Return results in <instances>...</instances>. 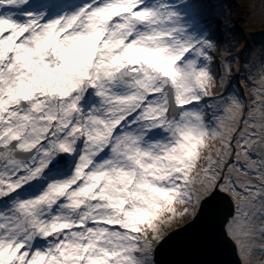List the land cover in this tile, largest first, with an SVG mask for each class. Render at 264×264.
<instances>
[{
  "label": "snow or ice",
  "instance_id": "snow-or-ice-1",
  "mask_svg": "<svg viewBox=\"0 0 264 264\" xmlns=\"http://www.w3.org/2000/svg\"><path fill=\"white\" fill-rule=\"evenodd\" d=\"M216 21L204 0H0V264H157L218 195L240 264H264V45Z\"/></svg>",
  "mask_w": 264,
  "mask_h": 264
},
{
  "label": "water",
  "instance_id": "water-1",
  "mask_svg": "<svg viewBox=\"0 0 264 264\" xmlns=\"http://www.w3.org/2000/svg\"><path fill=\"white\" fill-rule=\"evenodd\" d=\"M230 212L227 197H214L204 205L194 223L176 227L179 230L159 246L157 264H240L222 228Z\"/></svg>",
  "mask_w": 264,
  "mask_h": 264
},
{
  "label": "trees",
  "instance_id": "trees-1",
  "mask_svg": "<svg viewBox=\"0 0 264 264\" xmlns=\"http://www.w3.org/2000/svg\"><path fill=\"white\" fill-rule=\"evenodd\" d=\"M229 3L231 5H228ZM226 5L230 6V9L226 11V15L224 16L227 20L231 21L228 25L229 38L238 40L240 45L252 46L251 48L259 50L260 46L264 45V14L261 13L258 0L251 15H249V8L245 0L228 1ZM234 12L235 15L233 16ZM237 24H239V28H243L246 31L242 33L238 30ZM185 222L180 221L174 227H178Z\"/></svg>",
  "mask_w": 264,
  "mask_h": 264
},
{
  "label": "rangeland",
  "instance_id": "rangeland-1",
  "mask_svg": "<svg viewBox=\"0 0 264 264\" xmlns=\"http://www.w3.org/2000/svg\"><path fill=\"white\" fill-rule=\"evenodd\" d=\"M227 0H204V3H206L209 6V10L210 12L217 18V26H218V32L217 35L218 36H223V33L228 32V27L225 28V19L226 17H224L226 15V11L230 9L231 5L230 3L228 5L227 4ZM234 2V1H231ZM227 6V7H226ZM235 15V12L233 14V16ZM241 25V23H240ZM237 29L240 30L242 33L244 30L243 28H239V24L236 25ZM252 46H249V48H251Z\"/></svg>",
  "mask_w": 264,
  "mask_h": 264
}]
</instances>
